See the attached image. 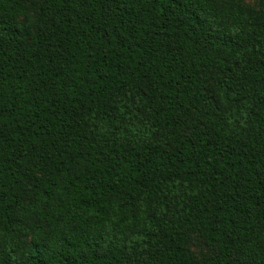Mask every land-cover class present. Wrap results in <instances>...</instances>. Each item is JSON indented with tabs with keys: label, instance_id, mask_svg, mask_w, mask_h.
<instances>
[{
	"label": "trees",
	"instance_id": "trees-1",
	"mask_svg": "<svg viewBox=\"0 0 264 264\" xmlns=\"http://www.w3.org/2000/svg\"><path fill=\"white\" fill-rule=\"evenodd\" d=\"M0 264H264V0H0Z\"/></svg>",
	"mask_w": 264,
	"mask_h": 264
}]
</instances>
